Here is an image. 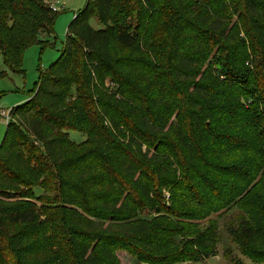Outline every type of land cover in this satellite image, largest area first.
Returning <instances> with one entry per match:
<instances>
[{"label":"trees","instance_id":"trees-1","mask_svg":"<svg viewBox=\"0 0 264 264\" xmlns=\"http://www.w3.org/2000/svg\"><path fill=\"white\" fill-rule=\"evenodd\" d=\"M56 19L41 0H0L12 71ZM32 92L0 144V264H121L127 249L198 262L217 254L216 226L198 222L234 208L242 255L264 264V0H88Z\"/></svg>","mask_w":264,"mask_h":264},{"label":"rangeland","instance_id":"rangeland-1","mask_svg":"<svg viewBox=\"0 0 264 264\" xmlns=\"http://www.w3.org/2000/svg\"><path fill=\"white\" fill-rule=\"evenodd\" d=\"M45 5L55 7L58 11H55L57 14V19L54 24V32L51 36H43V44L35 43L28 46L23 51V61H22V71L14 72L12 71L7 63L5 62L2 55H0V71L4 72V76L0 78V144L3 141L7 121L5 117L2 115V111H10V115L12 121H16L17 115L11 114V109L17 105H20L26 102L31 94L33 89L37 87V83L39 81L41 72H45L49 69L59 56L64 48V43L67 36V31L70 22L75 17V13L82 10L87 4L88 0H41ZM64 7L63 10H61ZM232 20L236 19V15L231 13ZM162 20V17L160 18ZM94 27L99 24L96 19L91 21ZM146 61V59H144ZM148 62L154 63L153 60H149ZM152 65H156L152 64ZM156 67V66H155ZM115 86L112 85V88ZM69 135L71 139L81 142L85 139V134L77 131L70 130ZM175 168V167H174ZM173 168V169H174ZM181 172V171H180ZM264 189V188H263ZM262 189V190H263ZM155 195L160 202L162 207L169 206L171 204L170 195L168 189L163 188L161 190H155ZM36 194H41L40 190H36ZM41 204V203H40ZM45 205L50 206L45 203ZM53 211H57L56 207H52ZM167 211H162L161 215L159 213H155L154 210L148 209L147 207L139 214L140 218L155 220L160 224H165L167 221ZM241 210L238 208H234L233 210H226L223 213H214L210 216V218L199 221L196 232L200 233L204 232L209 225L214 224L217 230V243L215 244V250L217 251L216 255L210 256L208 258L202 259L198 262H192L187 264H233L237 261H244L246 264H253L251 259L242 255L239 244H238V234L236 232H232L233 226L238 225L239 218L241 216ZM162 218V220H161ZM170 218V217H168ZM55 222L61 226V223L58 222V217H56ZM172 220L173 224L175 222ZM104 226H107V222L103 223ZM182 226V225H181ZM63 230H62V232ZM190 236L186 239L188 240L192 236H195L193 232L189 233ZM65 235V234H64ZM57 240L61 241L60 238L57 237ZM177 243V246L183 248L182 242L185 240L180 239L179 237L175 240L172 238V241ZM63 242H61L62 245ZM64 250V246L62 245ZM62 250V251H63ZM193 249H189L192 252ZM61 251V252H62ZM60 252V253H61ZM8 254V253H7ZM119 258L121 264H146L145 262L139 260L135 253H132L131 249L119 251ZM67 260L69 257H66L65 253L63 255ZM7 258H11V255L8 254ZM180 264V263H174ZM235 264V263H234Z\"/></svg>","mask_w":264,"mask_h":264},{"label":"built area","instance_id":"built-area-1","mask_svg":"<svg viewBox=\"0 0 264 264\" xmlns=\"http://www.w3.org/2000/svg\"><path fill=\"white\" fill-rule=\"evenodd\" d=\"M63 9H64V7L61 10H63ZM53 10L54 11H58L55 7H53ZM1 113L5 117V119H6L7 123H8L10 121V119H11L10 111L7 112V111L3 110Z\"/></svg>","mask_w":264,"mask_h":264}]
</instances>
